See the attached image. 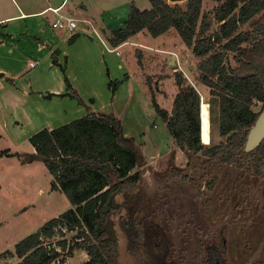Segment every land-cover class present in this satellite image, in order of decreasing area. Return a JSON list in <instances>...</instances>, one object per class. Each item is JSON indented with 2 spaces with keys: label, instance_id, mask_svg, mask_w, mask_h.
Returning <instances> with one entry per match:
<instances>
[{
  "label": "rangeland",
  "instance_id": "rangeland-1",
  "mask_svg": "<svg viewBox=\"0 0 264 264\" xmlns=\"http://www.w3.org/2000/svg\"><path fill=\"white\" fill-rule=\"evenodd\" d=\"M62 1L0 0V19L40 10L48 3L59 5ZM67 1L61 14L69 15V10H73V17L78 20L76 32L94 40L88 51H79L80 47H86L82 41L79 46L72 44L63 35L67 30L52 27L58 18L52 12L0 22V32L8 28L22 30L27 23H32L37 33L46 27V36L53 38L50 43L59 49L57 57L47 46L38 49L45 40L20 35L15 45V67L9 72L12 81L5 79L6 87H0V152L9 150L15 154L0 157V264H16L18 258L7 250L14 251L21 239L73 207L64 192L52 189L53 176L41 160L23 163L19 154L34 152L30 143L34 133L68 123L89 110L114 112L121 119L124 132L135 138L145 155L144 177L138 188L144 192L145 201L137 219L152 216L165 228L173 249L171 260L208 264L211 247L218 249L222 264H255L264 260V176L250 170L244 172L238 165L206 163L201 153H187L186 166L176 167L172 153L177 144L152 103L147 78L153 82L159 103L166 107L170 93L177 87L174 72L181 71L208 101L211 120L208 143L223 139L219 131L218 98L196 79L199 58L174 30L159 37L140 32L131 38L132 42L119 46V53L109 50L114 46L100 27L112 31L123 27L131 5L146 9L151 6L150 0ZM215 5L214 0H203L202 11H210ZM124 8L127 17L120 21ZM84 19H94L101 29H97L99 34ZM10 47L13 45L4 46L0 42V50L7 55ZM139 56L142 64L138 62ZM55 58L59 63L54 62ZM1 64L11 65L3 61ZM66 78L84 103L61 96L69 90ZM112 80L121 82L117 87L110 84ZM253 108L261 110L262 102L257 101ZM120 216H114L120 263L143 264L140 255L129 248ZM74 234H59L53 241L65 238L71 242ZM63 257L68 264H81L89 258L84 250Z\"/></svg>",
  "mask_w": 264,
  "mask_h": 264
},
{
  "label": "trees",
  "instance_id": "trees-1",
  "mask_svg": "<svg viewBox=\"0 0 264 264\" xmlns=\"http://www.w3.org/2000/svg\"><path fill=\"white\" fill-rule=\"evenodd\" d=\"M214 1L216 5L206 12L203 0H150L146 9L133 3L124 26L112 31L109 42L116 48L140 32L159 37L176 31L199 58L197 82L218 98L223 139L215 144L202 141L201 91L175 71L178 92L171 111L159 103L153 82L147 78L152 103L174 142L188 154L201 153L206 163L238 165L244 172L264 176V141L250 152L245 150L264 107V0ZM54 62L58 63L56 58ZM66 82L73 92L63 95L84 103L67 78ZM120 82L110 84L118 87ZM257 101L262 102L259 111L253 108ZM30 143L34 152L19 154L22 162L41 160L53 176L52 189L64 192L73 207L21 239L14 251L7 250L18 258L16 264H68L63 255L72 257L79 250L89 256L81 264H121L114 220L118 214L129 248L143 264H184L171 260L172 244L159 222L152 216L137 219L145 201L138 188L146 158L114 112L89 110L58 127L39 130ZM3 156L15 154L4 150ZM66 232H75L71 242L64 238L54 243V238ZM209 251L208 264H222L218 249Z\"/></svg>",
  "mask_w": 264,
  "mask_h": 264
},
{
  "label": "crops",
  "instance_id": "crops-1",
  "mask_svg": "<svg viewBox=\"0 0 264 264\" xmlns=\"http://www.w3.org/2000/svg\"><path fill=\"white\" fill-rule=\"evenodd\" d=\"M64 2H65V0H63L62 3L59 4V5H53V4L48 3L45 7L41 8L40 10H34V11H29V12H22L21 14L9 16V17H4V18L0 19V22L4 21L5 19H10V18H15V17L25 16V15H27V16H29V15H31V16H34V15H37V16L38 15H46L49 12H52V14H55L57 16V14L52 11V9L53 8H57L59 6H62ZM67 2L68 1H66V3ZM66 3L62 6V10L65 8ZM62 10L60 11V13H62ZM69 12H70L69 14H72V15L74 14L73 10H71V9L69 10ZM127 12L128 11H127L126 8H124V10L122 12H120V15H119L120 21L126 19ZM84 20L92 23L93 28H94L96 34H99V32L97 31V29L100 30V31L102 29L106 33L107 36H109L112 33V29H110L109 27L103 26V28L100 27L101 29L100 28H97L98 26H97V24H96V22H95L94 19H84ZM6 30H8V31L6 32ZM6 30H4L3 32H0V34L2 35L0 37V42L4 46H8V45L11 46V45H13V48L12 47L9 48L8 55L5 54L2 49L0 50V72L3 71V74L0 75V87H3V88L6 87L5 83H3V81L5 79L8 80V81H10V82L12 81V79L10 78L9 72L13 71L12 69H14V67H15L14 66L15 65V62L13 61L15 59V56H14L15 53H16L15 52V49H16V46H17V40L20 39L23 36L22 34H25L24 35V36H26L25 38H28L30 40H32L33 37L34 38H39V39L41 38L42 40H45V42H42L41 46H39L38 49H41L42 50V49H45L46 46H47V47H49L50 52L52 53V55H55L56 54L57 57L59 55V53H58L59 52V49H57L54 44H51L52 42L50 43V41L53 38H49L48 36H46V27H43L41 30H38V33H37V31H35L34 25L32 23L31 24H28L27 23L26 26H24V28L22 30L21 29L16 30L14 28L13 29H9L8 28ZM12 30H14V31H12ZM76 31L77 30H74V31H68L67 30V32H64L63 33V35L68 36V38L72 42V44L73 43H76V46H79L80 41H82V45L84 47H86V48L80 47L78 50L79 51H83V52L88 51V48H91L93 46V42H94L93 38H92V41H89L88 39L83 38V36H80L81 34L78 33V32H76ZM20 35H22V36H20ZM75 35H77V36L72 41V38ZM130 42H132V41H130ZM124 44H128V42H126ZM124 44H122V45H124ZM118 47H116V48H118ZM10 60L13 62L12 64H11V62H8ZM2 61L5 62V63H10L11 65L1 64ZM57 61L59 63V59H57ZM119 68H121V69L123 68L122 64H119ZM177 92H178V87H176V91L170 93L171 94L170 95V100L168 101L167 106H166V108L169 109L170 111L172 109L174 97H175V95H176ZM63 94L64 93H62L61 96L68 97V95H63ZM49 97L52 98L53 97V94H51V96H49ZM202 97L204 98V94L203 93H201V99H203ZM125 133H126V135L132 136L131 134H128L126 131H125ZM209 142H211V139H210ZM207 144H209V143H207ZM166 153L168 154L169 152H166ZM170 154H171V152H170ZM172 156H173L172 158L174 160V165L176 167H178V166H180V167L186 166V163L188 162V159H187L188 158V155L178 145H175L173 147Z\"/></svg>",
  "mask_w": 264,
  "mask_h": 264
},
{
  "label": "water",
  "instance_id": "water-1",
  "mask_svg": "<svg viewBox=\"0 0 264 264\" xmlns=\"http://www.w3.org/2000/svg\"><path fill=\"white\" fill-rule=\"evenodd\" d=\"M174 2H182L184 0H172ZM201 105H202V99H201ZM202 120V115H201ZM203 128V126H202ZM264 141V107L259 114L254 126L251 128L247 142L245 145V150L247 152H250L257 147L261 145V143Z\"/></svg>",
  "mask_w": 264,
  "mask_h": 264
},
{
  "label": "built area",
  "instance_id": "built-area-1",
  "mask_svg": "<svg viewBox=\"0 0 264 264\" xmlns=\"http://www.w3.org/2000/svg\"><path fill=\"white\" fill-rule=\"evenodd\" d=\"M66 1L67 0H65L63 5L66 3ZM62 6L52 9V11L58 15V18L52 23V27L58 28L60 30H68V31L76 30V28H78V20L74 18L72 14L69 15L61 14L60 11L62 10ZM109 50L111 51L116 50L117 53H119L117 48L109 49Z\"/></svg>",
  "mask_w": 264,
  "mask_h": 264
},
{
  "label": "bare ground",
  "instance_id": "bare-ground-1",
  "mask_svg": "<svg viewBox=\"0 0 264 264\" xmlns=\"http://www.w3.org/2000/svg\"><path fill=\"white\" fill-rule=\"evenodd\" d=\"M206 98H203L201 105V115H202V141L208 143L211 139L210 130H211V120H210V111L209 104L207 103Z\"/></svg>",
  "mask_w": 264,
  "mask_h": 264
}]
</instances>
